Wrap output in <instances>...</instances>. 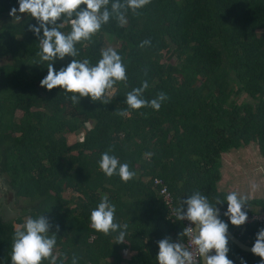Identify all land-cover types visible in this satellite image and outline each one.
I'll use <instances>...</instances> for the list:
<instances>
[{
    "label": "trees",
    "instance_id": "obj_1",
    "mask_svg": "<svg viewBox=\"0 0 264 264\" xmlns=\"http://www.w3.org/2000/svg\"><path fill=\"white\" fill-rule=\"evenodd\" d=\"M12 7L18 9V0H0V182L25 206L13 219L0 217V264H10L16 228L40 214L60 226L55 253L64 254V264H72L73 255L78 264H157L156 241L177 240L183 226L166 216L153 178L165 184L173 209L196 190L215 206L227 195L215 188L221 153L255 142L264 158V0H151L139 15L129 10L122 26L113 16L90 41L76 44L75 57L95 65L103 35L117 43L128 81L106 92L108 104L88 97L73 104L71 93L40 87L47 62L35 64L39 42L28 30L36 21L19 12L10 16ZM146 39L151 44L140 47ZM71 59L57 60L54 68ZM143 80L145 99L168 96L158 111L132 110L125 102ZM80 130V139L68 144L65 134ZM109 149L129 164L134 179L103 174L98 160ZM105 194L116 205V221L129 225L125 244L90 227V210ZM262 226L229 222V232L252 246ZM229 247L234 264L240 257L259 264L251 252L231 241Z\"/></svg>",
    "mask_w": 264,
    "mask_h": 264
},
{
    "label": "clouds",
    "instance_id": "obj_2",
    "mask_svg": "<svg viewBox=\"0 0 264 264\" xmlns=\"http://www.w3.org/2000/svg\"><path fill=\"white\" fill-rule=\"evenodd\" d=\"M151 0H18V9L12 7L9 15L17 16L29 14L35 19V24H29L31 31L39 42L38 60L35 64L47 62V74L40 80V87L51 91L60 88L70 97L73 104H80L81 98H90L93 103L111 102L106 92L113 89L118 82L127 87V70L121 55L112 48L101 49V58L95 65L89 59L77 60L79 55L76 44L90 41L102 26L107 24L113 16L121 24H125L129 10L139 15L138 10L148 5ZM110 5V7H109ZM83 6V7H82ZM19 18V17H17ZM64 24L70 25L67 34L61 31ZM42 33V34H41ZM146 39L140 47L150 45ZM71 57V61L59 70L54 63ZM145 75L147 73L145 72ZM149 84L147 80L141 82L140 87L133 88L126 93V104L132 110L151 107L154 110L161 108V103L168 99L164 92H160L155 99L147 100L143 97ZM120 116H127L128 112L119 111ZM109 149L100 155L99 169L111 178L118 176L124 183L135 178L136 173L130 170L128 163H121L117 156L111 155ZM247 195L236 191L229 192L224 200L216 198L215 206L207 196L199 190L194 191L186 199H182L180 206L172 210L179 221H187L189 225L177 234V240L170 236L156 241L158 252L157 264H199L198 257L203 264H234L229 259L230 236L229 222L232 226L240 227L248 222ZM227 204L223 217L217 205ZM90 227L105 236L115 234V243L125 244L128 235V223L116 221V205L109 201L107 194L103 195L97 206L90 210ZM55 228V231L52 229ZM59 224H54L49 216H29L24 223L16 228L11 240L10 264H64L60 259L64 254L55 253ZM187 237L191 250L183 243ZM251 253L260 258L259 264H264V226L256 233L255 241L250 249ZM125 254H127L125 252ZM240 264H247L240 257ZM72 264H78V258L73 255Z\"/></svg>",
    "mask_w": 264,
    "mask_h": 264
},
{
    "label": "crops",
    "instance_id": "obj_3",
    "mask_svg": "<svg viewBox=\"0 0 264 264\" xmlns=\"http://www.w3.org/2000/svg\"><path fill=\"white\" fill-rule=\"evenodd\" d=\"M219 178L215 183L217 191H236L247 195L249 200H260L259 204H248L250 210H262L264 205V158L255 142L221 153ZM248 200V201H249ZM175 241V240H174ZM125 252L122 251L124 256Z\"/></svg>",
    "mask_w": 264,
    "mask_h": 264
},
{
    "label": "rangeland",
    "instance_id": "obj_4",
    "mask_svg": "<svg viewBox=\"0 0 264 264\" xmlns=\"http://www.w3.org/2000/svg\"><path fill=\"white\" fill-rule=\"evenodd\" d=\"M117 43L107 34L103 35V48L112 47L115 48ZM4 60L0 59V64L3 63ZM239 99H246L243 95ZM18 114H16L17 116ZM86 124V128H87ZM83 134V130L78 131L77 133H66V141L68 144H71L80 139ZM3 186L0 182V217L2 220L13 219L14 217L20 214V209L25 206V201L21 199H16L13 196H7L2 190Z\"/></svg>",
    "mask_w": 264,
    "mask_h": 264
},
{
    "label": "built area",
    "instance_id": "obj_5",
    "mask_svg": "<svg viewBox=\"0 0 264 264\" xmlns=\"http://www.w3.org/2000/svg\"><path fill=\"white\" fill-rule=\"evenodd\" d=\"M153 185L157 186V194L160 196L161 201L163 202V204L165 205V207L167 208V217L169 218H174L176 219V217L173 215V208H172V198L165 186V184L163 183V181L159 178H153L152 179ZM219 207V206H217ZM220 208L221 211V218L224 219L225 221H227V217H223V212L226 211V209L224 208ZM183 228L189 225V222L187 221H180ZM264 222V210H259V211H255V210H250L248 208V222L246 224H250V223H262ZM245 225V224H244ZM183 243L185 244L186 247H189V249L191 250V245L189 244L188 238L184 237ZM199 260V257H198Z\"/></svg>",
    "mask_w": 264,
    "mask_h": 264
},
{
    "label": "water",
    "instance_id": "obj_6",
    "mask_svg": "<svg viewBox=\"0 0 264 264\" xmlns=\"http://www.w3.org/2000/svg\"><path fill=\"white\" fill-rule=\"evenodd\" d=\"M229 236H230V241L233 242L239 249L243 251L251 252L250 249L252 246L242 243L235 236H233L230 232H229ZM199 264H203V261L200 258H199Z\"/></svg>",
    "mask_w": 264,
    "mask_h": 264
}]
</instances>
